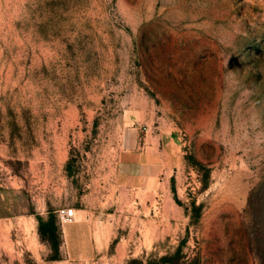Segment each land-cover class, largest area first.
<instances>
[{
    "label": "rangeland",
    "instance_id": "obj_1",
    "mask_svg": "<svg viewBox=\"0 0 264 264\" xmlns=\"http://www.w3.org/2000/svg\"><path fill=\"white\" fill-rule=\"evenodd\" d=\"M0 207L51 257L82 208L113 264H264V0H0Z\"/></svg>",
    "mask_w": 264,
    "mask_h": 264
},
{
    "label": "crops",
    "instance_id": "obj_2",
    "mask_svg": "<svg viewBox=\"0 0 264 264\" xmlns=\"http://www.w3.org/2000/svg\"><path fill=\"white\" fill-rule=\"evenodd\" d=\"M144 150L126 149L119 154L117 168L125 179L146 180ZM73 209V220L59 225L58 255L51 257V244L41 237L39 217L47 212L19 214L0 207V264H113L108 241L95 237L88 212Z\"/></svg>",
    "mask_w": 264,
    "mask_h": 264
},
{
    "label": "built area",
    "instance_id": "obj_3",
    "mask_svg": "<svg viewBox=\"0 0 264 264\" xmlns=\"http://www.w3.org/2000/svg\"><path fill=\"white\" fill-rule=\"evenodd\" d=\"M58 218L61 223L72 221L73 220V209L72 208H62L58 210Z\"/></svg>",
    "mask_w": 264,
    "mask_h": 264
}]
</instances>
